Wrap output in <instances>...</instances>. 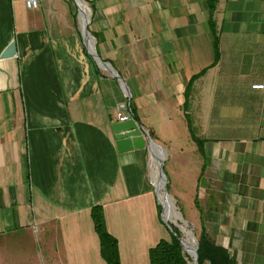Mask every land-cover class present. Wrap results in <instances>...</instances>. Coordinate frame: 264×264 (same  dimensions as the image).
<instances>
[{
    "label": "crops",
    "instance_id": "1",
    "mask_svg": "<svg viewBox=\"0 0 264 264\" xmlns=\"http://www.w3.org/2000/svg\"><path fill=\"white\" fill-rule=\"evenodd\" d=\"M85 1L91 43L72 0H0V264H106L94 206L121 264L171 240L154 152L117 148L128 105L198 237L264 264V0H219L214 31L208 0Z\"/></svg>",
    "mask_w": 264,
    "mask_h": 264
},
{
    "label": "trees",
    "instance_id": "2",
    "mask_svg": "<svg viewBox=\"0 0 264 264\" xmlns=\"http://www.w3.org/2000/svg\"><path fill=\"white\" fill-rule=\"evenodd\" d=\"M219 0H208V6L210 10V25L215 30L214 12ZM215 34V32H214ZM218 37L215 38V52L216 63L219 61V47ZM200 74L198 77H201ZM194 78L193 81H195ZM189 95V91H188ZM189 103V96L187 99ZM188 103L185 106L186 112L189 111ZM187 118L190 124V131L192 133V127H194L191 116L187 113ZM194 141L199 145L200 151L204 154V141L201 138H197L192 133ZM168 187V186H167ZM169 191V190H168ZM161 206H159V212L161 214ZM92 217L95 223L96 231L101 241L102 257L106 264H121V258L118 248V240L109 233L106 226V220L104 212L101 206H94L92 209ZM176 236L172 234L171 240H161L154 248L150 250L151 264H190L186 255L183 252V246L179 240V232L174 228ZM199 264H204L206 261H210L211 264H235V261L229 256L228 252L216 246L206 235L203 233L199 238Z\"/></svg>",
    "mask_w": 264,
    "mask_h": 264
},
{
    "label": "water",
    "instance_id": "3",
    "mask_svg": "<svg viewBox=\"0 0 264 264\" xmlns=\"http://www.w3.org/2000/svg\"><path fill=\"white\" fill-rule=\"evenodd\" d=\"M74 1L77 3V0H74ZM78 8H79V6H78ZM80 15H81V10L79 8V16ZM89 24H90V22H89ZM88 25L83 26V32L85 35V41L87 43H90L89 38H91L92 35L90 33ZM87 37H88V39H87ZM93 56H94L95 60L99 63V65H101L103 68H106L114 77L118 78L122 82L121 77L114 70V68L110 64H108L107 62L102 61L100 59V57L96 54L95 50H94ZM122 84L124 85L123 82H122ZM113 131L115 134L116 144H117V148H118L119 153H127V152L134 151L135 149H144L147 147L153 156L152 146H155L156 148H158L162 151L161 147L149 136V134L146 132V130L142 126H140L134 118L130 119L128 121H125V122H117L116 124L113 125ZM159 170H160V174L167 179L166 173L164 171V160L160 161ZM167 184H168V179H167ZM167 184L164 185V193H165L166 197L170 198L171 196L168 193ZM156 194L158 197L159 204L162 205L160 200H159V195H158L157 191H156ZM164 211H165V208H164ZM161 217L164 220L163 214L161 215ZM164 222L167 224L170 231L173 232L172 225L170 223H168L167 220H164ZM179 240H180L182 246L185 247V243L182 240V238H179ZM198 249H199V246L195 247V251L193 254L194 255V264H199Z\"/></svg>",
    "mask_w": 264,
    "mask_h": 264
},
{
    "label": "rangeland",
    "instance_id": "4",
    "mask_svg": "<svg viewBox=\"0 0 264 264\" xmlns=\"http://www.w3.org/2000/svg\"><path fill=\"white\" fill-rule=\"evenodd\" d=\"M83 1V0H82ZM72 2L74 3V6H76L77 7V5H76V3H75V1L74 0H72ZM84 3H85V5H86V7H87V9H88V11H89V9H90V15H91V7H90V5L84 0L83 1ZM77 9H78V7H77ZM78 11V10H77ZM79 22L81 21L83 24H84V20L82 19V17H80V20H78ZM89 26L90 25H88V28H89ZM192 133L195 135V136H197V138H200V136H199V130L198 129H196V128H194V127H192ZM192 133H191V135H192ZM196 145L198 146V148H199V145L196 143ZM157 159V158H156ZM157 164H156V166L154 167V172H155V174H154V176L157 174V171H158V168H159V164H160V162L157 160V162H156ZM170 165H171V163H169L168 162V160H165V172L167 173V175H168V179H169V182H168V184H167V190H169L168 191V193L170 192L171 194L173 193V187H172V178H171V175H170V170H169V167H170ZM158 167V168H157ZM167 180V179H166ZM163 187H164V184H162L161 185V189H160V191H159V193L160 194H163L164 195V191H163ZM169 193V194H170ZM174 194V193H173ZM175 195V194H174ZM171 196V195H170ZM172 197V196H171ZM175 198H176V201L174 200V198L172 197V199H173V201H174V204H175V206H176V208H177V210H176V208H175V206H174V204H172V206H173V208L175 209V212H176V215H177V217H175V219H174V221L173 220H169L168 218H167V216H166V212L164 211V206H162V205H160L159 204V206H161V215L163 214V218H164V220H166L167 219V221H168V223H170L171 225H172V227H173V232L171 231V234H173V235H177L175 232H174V228L175 229H177L178 230V232H179V236H180V238H182V240L183 241H185V240H187V238H190V240H191V242L193 241V238H192V235L194 236V239H195V242H196V244H195V246L197 247V246H199V237H198V235L195 233V229L193 228V226L188 222V218H189V213H190V210H191V207H192V203H191V201H190V199H187V200H181V199H179L178 198V195L176 194L175 196H174ZM161 202V201H160ZM178 203V204H177ZM164 211V212H163ZM178 220V221H177ZM188 231H187V230ZM189 231H191V232H189ZM191 233H193V234H191ZM194 242V241H193ZM30 252H32V251H30ZM30 252L27 254V257H25L24 258V262H22V263H20V264H30L28 261H26L27 260V258L29 257V255H30ZM183 252H184V254L186 255V257H187V259H188V261H189V263L190 264H194V255H193V251H192V248H191V246H189V245H185V247L183 246Z\"/></svg>",
    "mask_w": 264,
    "mask_h": 264
},
{
    "label": "bare ground",
    "instance_id": "5",
    "mask_svg": "<svg viewBox=\"0 0 264 264\" xmlns=\"http://www.w3.org/2000/svg\"><path fill=\"white\" fill-rule=\"evenodd\" d=\"M77 4L81 10V17L84 20V26H87L89 23V11L85 5V3L82 0H77ZM88 39V37H87ZM91 43V42H90ZM93 47V45L91 46V48ZM93 51V48H92ZM160 150V149H159ZM157 148H155V146H152V151L154 152V156L157 158V160L160 162L163 159H165V156L162 152H160ZM162 184H167V180L164 176H162L159 172V174L156 175V186H157V190L158 193L161 189V185ZM163 191H164V187H163ZM159 197H160V201L163 204L164 208H165V212H166V216L169 220H173L175 219V217H177L175 209L173 208L172 204H174V201L168 197L165 196L163 194L159 193ZM175 206V204H174ZM176 208V206H175ZM177 210V209H176ZM178 218V217H177ZM192 234V233H191ZM193 241L191 242L190 238H187V240L184 241L185 245H189L192 248V251L194 253L195 250V239L194 236L192 235Z\"/></svg>",
    "mask_w": 264,
    "mask_h": 264
},
{
    "label": "built area",
    "instance_id": "6",
    "mask_svg": "<svg viewBox=\"0 0 264 264\" xmlns=\"http://www.w3.org/2000/svg\"><path fill=\"white\" fill-rule=\"evenodd\" d=\"M26 7L29 10H36L40 7V0H24ZM255 89H264V85L254 86ZM134 118V112L131 105L125 107V109L118 114V121L125 122Z\"/></svg>",
    "mask_w": 264,
    "mask_h": 264
}]
</instances>
